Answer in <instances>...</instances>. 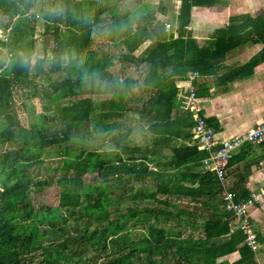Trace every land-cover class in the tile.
Returning a JSON list of instances; mask_svg holds the SVG:
<instances>
[{
    "label": "trees",
    "instance_id": "obj_1",
    "mask_svg": "<svg viewBox=\"0 0 264 264\" xmlns=\"http://www.w3.org/2000/svg\"><path fill=\"white\" fill-rule=\"evenodd\" d=\"M36 1L0 0L3 17L12 20L19 15L10 24V42L0 39L11 56L8 65L0 64V150L18 145L0 152V264H219L218 259L238 250L241 259L234 264H255L249 246L239 247L245 242L241 230L225 238L230 233L231 215L224 209L217 177L206 170L191 176L187 170L190 163L203 166L207 153L197 146L172 144L183 133L192 138L195 125L191 112L180 118L177 79L186 80L191 71L208 72L212 50L221 59L234 48L256 42L252 35L260 34L258 23L263 20L248 17L243 28L231 24L216 33L210 47L199 48L192 37L184 38L192 9L217 6L220 0H178V38L165 31L163 23L154 27L157 19L151 13L135 17L134 28L133 14L118 10L120 0H51L53 7L61 6L64 11L42 13L44 34L51 35L54 42L48 59L50 74L45 75L50 81L44 95L46 112L25 127L15 113L13 97L19 86L34 85L33 70H43L42 65L36 69L32 65L33 22L37 18L24 16L33 7L40 14L43 1L35 7ZM105 14H110L109 22L100 26ZM240 29H250L249 35L239 33ZM117 39L125 51L115 57L110 42ZM148 40L151 46L141 62L149 65V71L141 86L150 96L136 110L149 120L151 154L125 140L127 134L112 137L119 147L114 154L65 145L60 167L65 175L58 179L59 205L36 210L31 197L49 183L37 180L31 168L44 164L46 147L66 144L73 127L98 120L94 122L96 132L110 134L116 129L111 121L132 111L129 98L139 82L114 77L109 69L115 58L135 62L133 53ZM23 56L31 57L29 65L19 62ZM257 63L254 59L248 67L253 69ZM81 70L99 74L104 87L92 79H81ZM166 70L169 72L164 74ZM94 95L105 99L96 102ZM32 96H39L36 89ZM71 98L76 99L56 107ZM57 120L62 123L60 129H54ZM162 148L170 149L171 155L157 154ZM85 174H94L97 180L86 184ZM150 180L156 182L153 192L134 185ZM128 190L131 204L120 211L123 200L113 194ZM184 199L197 205L196 210L181 208L173 201ZM197 212L204 237L184 236L183 227L193 230L199 226ZM113 213L117 218H112ZM69 218L75 222L70 223Z\"/></svg>",
    "mask_w": 264,
    "mask_h": 264
},
{
    "label": "crops",
    "instance_id": "obj_2",
    "mask_svg": "<svg viewBox=\"0 0 264 264\" xmlns=\"http://www.w3.org/2000/svg\"><path fill=\"white\" fill-rule=\"evenodd\" d=\"M117 7L121 13L131 12L133 14L131 23L134 28H136L135 17L140 18L147 13H151L157 19L154 22V27L163 23L165 31H171L175 38L179 36L177 19L181 1L142 0L138 2L137 0H120ZM104 16L107 21H103L109 22L110 14H105ZM248 17L254 20H263V22L258 23L260 34L252 35L256 42L250 41L245 45L234 48L221 59L218 53L212 50L209 57L208 72L200 73L198 71L200 77L191 84L182 79H177L176 81L178 88L177 97L182 103L179 113L180 118L187 117L190 113L185 110L184 105L185 98L188 96V87L191 85L196 90L200 100L201 114L206 118L208 125L215 127L217 130L216 140L218 144L224 140L234 139L264 122V0H220V4L217 6L194 7L191 12V22L184 29V38L192 37L199 48L210 47V43L215 40L216 33L219 30L228 28L231 24L243 28L245 19ZM234 18H238V20H232ZM249 30L240 29L239 33L246 36L249 35ZM110 45L111 56L116 57L119 55V53L117 55L113 53L115 45L122 50V53L125 51L120 39L111 41ZM150 46L151 41L148 40L133 53L135 62H120L115 58L114 66L109 69V72L112 73L111 69H118L119 67V70L121 69L120 73L127 74L124 78L131 77L138 80L139 86L134 89L129 98L130 107L134 111L136 110L132 107V101L136 100L138 94L145 93L148 98L150 96V92H147L141 86L149 71V65L141 61L148 55ZM254 59L258 63L255 68L250 69L248 65ZM168 72L166 70L164 74ZM114 77L118 76L115 75ZM147 131L150 143L145 146H138L143 148L144 154H151L152 135L148 127ZM172 146L191 147L196 146V144L193 141V137L190 138L183 133L180 138L174 140ZM157 154L171 155V150L162 148ZM188 167L187 170H190L191 176L200 174V172L205 170L203 166H197L194 163H190ZM152 169L156 171L158 168L152 167ZM226 189L235 194V201L237 202L264 191V143L258 145L246 144L234 154L226 170ZM173 201L176 204L184 202L191 204L195 208L193 211L196 210L197 205L187 199ZM198 215L199 212H197L196 216L199 226L193 230L189 227H183L184 236H187L188 231H190L195 234V238L204 237L203 222ZM250 219L260 243V248L257 252L251 250L253 252V263L264 264V197L251 207ZM229 226L230 233L225 237L226 239L240 231L238 223H235L232 217ZM244 244L245 242H242L239 247ZM240 259L241 252L238 250L218 259V263L227 262L234 264Z\"/></svg>",
    "mask_w": 264,
    "mask_h": 264
},
{
    "label": "rangeland",
    "instance_id": "obj_3",
    "mask_svg": "<svg viewBox=\"0 0 264 264\" xmlns=\"http://www.w3.org/2000/svg\"><path fill=\"white\" fill-rule=\"evenodd\" d=\"M43 1V6H41L40 14L36 17L37 21L33 22L35 25V32H34V40H36L35 49L32 56V65L33 68L35 67H42V72L33 70V83L34 85L29 86H19L15 90V94L13 97V107L15 108V113L18 116V118L21 120L22 124L25 127H29L30 122L36 117L37 115L46 112L44 110V101H45V88H49L50 81L46 79L45 75L50 74V64H49V58L51 57V49L54 46V42L51 35H45V26H44V19L42 18V13L49 11V12H58L54 11L53 9L60 8L53 7L51 0H37V2ZM35 3V7L36 4ZM105 20V16L103 18ZM107 20V19H106ZM14 22V19H7L3 17V15L0 12V30H5V26L8 24H12ZM104 21H101L99 24L100 26L104 25ZM63 29H65V26H62ZM1 33V32H0ZM0 39L3 41H6V43L10 42V37L8 35L0 36ZM46 39H49L46 43ZM116 47V48H115ZM122 50L118 48V46H114L113 53L114 54H120ZM10 54L8 53V49L2 45H0V64H6L8 65L10 60ZM40 61H43V63H40ZM5 65V66H6ZM113 74L117 75L119 78H124L127 74H124L123 72L120 73L121 69L114 68L110 70ZM110 73V72H109ZM112 73H110L112 76ZM54 79L57 77L56 74L51 75ZM142 79V78H141ZM35 89L38 91L39 96L33 97L35 93ZM82 97H87L82 96ZM92 99H94L96 102H100L101 100L105 99V96L102 95H94L91 96ZM148 96L145 93H140L136 97V100L134 99L132 101V107L136 110H141L143 107L144 102L147 100ZM76 98H71L68 100H63L59 102L56 107H62L64 105H67L69 101H74ZM98 120H94L93 124H88L86 127H73L71 130V139L64 143L62 145H56V146H49L46 147L45 153H44V164L41 166H34L31 168V172L33 176L37 180H45L49 183V185L43 190L42 192L38 194H33L31 197V200L33 202V205L36 210L44 209L47 207H56L59 205V198H60V185L58 183V179L65 175V171H63L60 167L62 166V157H63V151L62 148L65 145H71L74 148H88L89 150L98 151L101 153L106 154H114L116 150L119 148L117 144L113 141V136L115 134H119L120 136L127 134V140L133 145H148L150 143V137L148 136V118H146L144 115H140L137 110H132L131 112L127 113L125 116L119 119H114L111 122H114L113 124L116 126V129L110 133H102V132H96L94 129V124ZM95 122V123H94ZM62 128V123L57 120L56 125L54 126V129H60ZM18 145H5L3 148H1L0 152L4 151L5 149L14 148ZM97 180L96 175L94 174H85L83 176V181L86 184L93 183ZM135 187H143L148 192L155 191L156 190V182L154 180L145 181L143 183H134ZM128 192H116L113 194L121 196L123 200V204L120 206V211H125L127 206L131 204L129 198ZM147 201H144L143 204H145ZM179 207L181 208H188L190 210H194V206L187 203H179ZM177 211V209H175ZM114 212V211H113ZM64 215H67V213H64ZM113 219L117 218L116 214L113 213L112 216ZM70 223H74L73 218H69ZM92 227V226H91ZM94 227V226H93ZM197 233V232H196ZM191 234L195 236L193 232L188 231V235Z\"/></svg>",
    "mask_w": 264,
    "mask_h": 264
},
{
    "label": "built area",
    "instance_id": "obj_4",
    "mask_svg": "<svg viewBox=\"0 0 264 264\" xmlns=\"http://www.w3.org/2000/svg\"><path fill=\"white\" fill-rule=\"evenodd\" d=\"M38 15V13H35L34 7L24 14L28 18H33V16L37 17ZM18 18L19 15L14 17V22ZM11 30V25L6 31L0 30V36H10ZM199 77L200 73L198 71H191L188 73L186 81L191 84ZM187 95L184 105L185 110L191 112L195 122L193 127V141L198 150L207 153V157L202 161V165L206 171L213 173L219 180L222 186L221 197L225 211L231 215L235 223H238L239 229L245 236V244L252 251L257 252L260 248V243L258 242L250 219V209L257 201L264 197V191L260 194L251 195L246 200L240 202L235 201V194L226 189V170L230 160L241 147L246 144L258 145L264 143V122L234 139L224 140L218 144L216 140L217 130L215 127L208 125L206 118L201 114L200 100L193 86L190 85L188 87Z\"/></svg>",
    "mask_w": 264,
    "mask_h": 264
},
{
    "label": "clouds",
    "instance_id": "obj_5",
    "mask_svg": "<svg viewBox=\"0 0 264 264\" xmlns=\"http://www.w3.org/2000/svg\"><path fill=\"white\" fill-rule=\"evenodd\" d=\"M54 11H58V12H63L64 11V8L63 7H60V8H57V9H53ZM104 31H108L107 29H104ZM19 62L22 64V65H29L30 62H31V57L29 56H23L20 58ZM80 78L81 79H92L94 80V82L96 83V85L100 86V87H104V81L102 80L101 76L99 74H96V73H91V72H88L86 70H81L80 72Z\"/></svg>",
    "mask_w": 264,
    "mask_h": 264
}]
</instances>
